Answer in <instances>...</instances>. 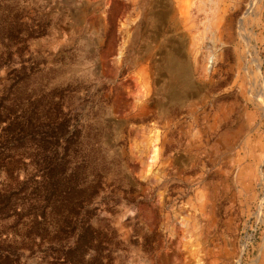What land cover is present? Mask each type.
<instances>
[{"label":"rangeland","instance_id":"1","mask_svg":"<svg viewBox=\"0 0 264 264\" xmlns=\"http://www.w3.org/2000/svg\"><path fill=\"white\" fill-rule=\"evenodd\" d=\"M0 21L25 39L0 81L36 63L101 140L104 262L264 264V0H0Z\"/></svg>","mask_w":264,"mask_h":264},{"label":"trees","instance_id":"2","mask_svg":"<svg viewBox=\"0 0 264 264\" xmlns=\"http://www.w3.org/2000/svg\"><path fill=\"white\" fill-rule=\"evenodd\" d=\"M21 35L1 30L0 21V70L22 57L7 44L24 43ZM25 62L0 81V264H21L25 253L44 264H109L104 260L120 242L109 226H93L90 209L106 182L101 140L74 125L63 92L36 84L39 65ZM21 164L33 171L26 180L17 174Z\"/></svg>","mask_w":264,"mask_h":264},{"label":"water","instance_id":"3","mask_svg":"<svg viewBox=\"0 0 264 264\" xmlns=\"http://www.w3.org/2000/svg\"><path fill=\"white\" fill-rule=\"evenodd\" d=\"M79 116H80L81 118H83V117H84V114H83V112H82V111L80 112ZM112 147H114V145H112ZM129 182H130V183H131L133 186H135V185H136L135 181H134V180H132V179H129Z\"/></svg>","mask_w":264,"mask_h":264}]
</instances>
